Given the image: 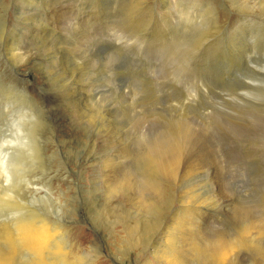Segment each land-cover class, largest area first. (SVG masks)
<instances>
[{"label":"rangeland","instance_id":"rangeland-1","mask_svg":"<svg viewBox=\"0 0 264 264\" xmlns=\"http://www.w3.org/2000/svg\"><path fill=\"white\" fill-rule=\"evenodd\" d=\"M143 2L0 0V255L27 220L72 264H264V0Z\"/></svg>","mask_w":264,"mask_h":264},{"label":"bare ground","instance_id":"bare-ground-1","mask_svg":"<svg viewBox=\"0 0 264 264\" xmlns=\"http://www.w3.org/2000/svg\"><path fill=\"white\" fill-rule=\"evenodd\" d=\"M145 2V0H144ZM143 2V3H144ZM139 4V3H138ZM134 6V5H133ZM135 11V10H134ZM138 12V11H137ZM138 15V14H136ZM145 16V15H144ZM132 18V17H131ZM147 18V17H146ZM137 18H135L136 20ZM134 20V21H135ZM137 21V20H136ZM144 21V19H143ZM149 24V23H148ZM146 28V27H145ZM145 31V29H142V31ZM211 31V30H210ZM215 31V30H214ZM147 33V31H146ZM189 52V51H188ZM196 52V51H195ZM199 53V52H198ZM155 59V58H154ZM194 60V59H193ZM196 61V60H195ZM191 64V63H190ZM206 90V89H205ZM189 122V121H188ZM179 127V126H178ZM177 129V128H176ZM172 131V130H170ZM171 133V132H170ZM175 133V132H174ZM183 133V132H181ZM185 133V132H184ZM184 135V134H183ZM169 137V136H168ZM170 138H173L172 136ZM169 139V138H168ZM178 140V139H177ZM184 140V139H183ZM179 141V140H178ZM159 143V142H158ZM157 143V144H158ZM161 143H164L161 142ZM174 143V142H173ZM176 143V142H175ZM181 143V142H180ZM156 144V145H157ZM178 144V143H177ZM161 145V144H160ZM163 145V144H162ZM170 145V144H169ZM175 145V144H174ZM155 146V145H154ZM158 146V145H157ZM156 147V146H155ZM179 147V146H178ZM159 148H161V146H159ZM176 148V147H175ZM174 149V148H173ZM179 149V148H178ZM159 150V149H158ZM175 150V149H174ZM180 150V149H179ZM158 152V151H157ZM174 152V151H173ZM153 153V151H152ZM176 153V151H175ZM152 158H154L152 156ZM155 159V158H154ZM153 159V160H154ZM210 159V158H209ZM151 160V161H153ZM174 160V159H173ZM154 162V161H153ZM152 162V163H153ZM199 162V161H198ZM197 162V163H198ZM170 163V162H169ZM204 164V163H203ZM209 164V163H208ZM156 165V164H155ZM195 165V164H194ZM153 166V165H152ZM167 166V165H166ZM191 166V165H190ZM168 168L169 170H173L174 169V164L170 163L168 164ZM193 167V166H192ZM190 167V169L192 168ZM211 167V166H210ZM151 168V167H150ZM155 168V167H154ZM158 168H160L158 166ZM112 169V168H111ZM195 169V168H194ZM193 169V170H194ZM215 170V169H214ZM156 171V169H155ZM154 171V172H155ZM109 172V171H108ZM190 172V171H189ZM193 172V171H192ZM197 173V172H196ZM193 173H191L192 175ZM148 189V187H146ZM156 191V190H155ZM154 191V192H155ZM189 197V196H188ZM211 199V198H210ZM224 203V202H223ZM187 204V203H186ZM198 208L202 209L201 206H198L197 204H192L190 203V205H184L182 204L181 206H178L177 208H175L173 215L175 217L174 221H173V225H176V227H180V233L178 235V238H181L180 240L183 241L184 246L191 250L193 249L195 243L193 241V239H189L187 236L189 234H191V230L193 231L195 228H204V226L199 222V221H195V217H193V215L195 214L194 212H196L198 210ZM32 215V214H30ZM212 216V215H211ZM173 217V216H172ZM30 218V217H29ZM24 219V218H23ZM19 220V219H18ZM35 220V219H34ZM198 220V218H197ZM24 222V221H22ZM21 222V223H22ZM167 223L165 222V225ZM170 224V223H169ZM19 225V224H18ZM168 227L169 229L166 230L165 235L169 236L167 237L170 238L171 232H173L174 226ZM19 227V226H18ZM135 228V227H134ZM194 228V229H192ZM16 229H18L16 231V233L14 232V234L9 233L8 234V239H6V241H8L9 243V250L10 253L8 256L4 255L5 253H3V255H0V264H13V261L15 259V255L16 250H17V246L19 245L20 248H22V250H24L25 252L27 251L28 253H30L33 256V260L36 264H72V262H69V259L63 258L62 254H64V250L63 247L59 244L60 241V235H62L59 231V229H57L56 227L51 226L48 223L42 222V221H33V222H29L22 224L19 228L16 227ZM177 229V228H176ZM199 229V230H200ZM14 230V229H13ZM165 230V228H164ZM178 230V229H177ZM8 231V229L6 230ZM246 231V230H245ZM248 231V230H247ZM201 232V231H199ZM244 234V233H243ZM247 234V232H246ZM176 235V234H174ZM245 235V234H244ZM191 236H193L191 234ZM220 236V235H219ZM166 238V237H165ZM186 238V239H185ZM194 238V237H193ZM12 239V240H11ZM197 239V238H196ZM59 240V241H58ZM171 241V240H170ZM169 241V242H170ZM216 241V240H213ZM159 241H157L158 244ZM162 243V241H160ZM199 242V241H198ZM197 242V243H198ZM224 241L220 242L218 241L217 244H213L212 240L209 241H204L202 242L203 244H205L206 246L204 247V249L201 247V244L199 246V251L197 252L198 254V258H201V262L202 264H226L229 255V248L226 247V245H224L223 243ZM4 243V242H3ZM239 242L237 241V244ZM168 244V243H166ZM161 245V244H160ZM174 245V244H173ZM236 245V244H234ZM171 246V245H169ZM158 247V246H157ZM177 247V246H175ZM233 247V246H232ZM231 247V248H232ZM198 248V247H196ZM235 248V247H234ZM1 249V248H0ZM155 249V248H154ZM161 249H164L161 247ZM184 250V249H182ZM195 250V249H194ZM1 251V250H0ZM19 251V250H18ZM174 250H172V248H166L164 250H154L153 256H157L158 258H155V260L159 263V264H184V260L183 257L182 260L179 256H176L175 253H173ZM176 251V250H175ZM178 251V250H177ZM181 251V249H180ZM6 252V251H5ZM179 252V251H178ZM234 252V251H232ZM23 253V252H22ZM194 253V252H193ZM66 254V253H65ZM64 254V255H65ZM178 254V253H177ZM21 255V254H19ZM195 255V253H194ZM17 256V255H16ZM195 258V257H194ZM19 259V258H18ZM48 260H54L51 261L50 263H48ZM229 261V260H228ZM15 263V262H14ZM79 263V262H78ZM145 263V262H144ZM16 264V263H15ZM75 264V262H74Z\"/></svg>","mask_w":264,"mask_h":264}]
</instances>
